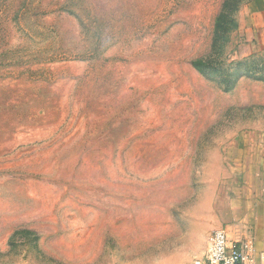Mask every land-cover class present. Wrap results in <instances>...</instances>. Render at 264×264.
<instances>
[{
	"label": "rangeland",
	"instance_id": "rangeland-1",
	"mask_svg": "<svg viewBox=\"0 0 264 264\" xmlns=\"http://www.w3.org/2000/svg\"><path fill=\"white\" fill-rule=\"evenodd\" d=\"M258 167L264 0H0V264H196Z\"/></svg>",
	"mask_w": 264,
	"mask_h": 264
},
{
	"label": "crops",
	"instance_id": "crops-1",
	"mask_svg": "<svg viewBox=\"0 0 264 264\" xmlns=\"http://www.w3.org/2000/svg\"><path fill=\"white\" fill-rule=\"evenodd\" d=\"M256 170L257 176L255 179L260 185L264 182V167H258ZM249 173L250 170L247 169L246 174ZM253 214L251 223L248 225L241 224L236 231V236H240L243 242L246 245L248 244L246 246V255L249 262L251 264H264V201L258 203V206L254 208ZM226 231L228 233L227 229Z\"/></svg>",
	"mask_w": 264,
	"mask_h": 264
},
{
	"label": "built area",
	"instance_id": "built-area-1",
	"mask_svg": "<svg viewBox=\"0 0 264 264\" xmlns=\"http://www.w3.org/2000/svg\"><path fill=\"white\" fill-rule=\"evenodd\" d=\"M246 245L239 236L230 241L225 228L215 230L209 240L207 254L196 264H251L246 255Z\"/></svg>",
	"mask_w": 264,
	"mask_h": 264
},
{
	"label": "trees",
	"instance_id": "trees-1",
	"mask_svg": "<svg viewBox=\"0 0 264 264\" xmlns=\"http://www.w3.org/2000/svg\"><path fill=\"white\" fill-rule=\"evenodd\" d=\"M219 18H221V17L219 16ZM194 65H195L197 68L201 69V61H196V62H194Z\"/></svg>",
	"mask_w": 264,
	"mask_h": 264
}]
</instances>
